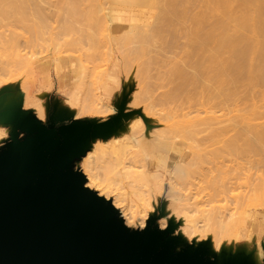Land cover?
<instances>
[{"label": "bare ground", "instance_id": "obj_1", "mask_svg": "<svg viewBox=\"0 0 264 264\" xmlns=\"http://www.w3.org/2000/svg\"><path fill=\"white\" fill-rule=\"evenodd\" d=\"M18 18L32 23L39 32L53 29L59 36L72 37L67 45H88L82 55L86 60H99L95 55L109 45L111 54L106 55L117 53L118 57L112 67L99 73L103 90L99 99L109 98L116 91L113 85L117 84L119 63L135 66L140 83L152 93L166 89L153 96L168 109L161 117L166 123L146 126L138 120L129 138L117 137L107 147L85 142L68 151L70 162L73 153L76 159H84L87 187L100 190L98 195L104 193L108 199L109 190L126 184L131 195L145 200L149 208L155 209L162 201V225L188 237L202 234L205 228L224 229L218 214L196 212L186 192L191 177L209 158L241 154L242 146L250 150L263 147L264 121L257 123L258 127L251 120L264 119V0H0V19H12L14 24ZM9 31L14 32L12 28ZM73 60L68 56L67 61ZM83 66L77 67L82 86L77 84L73 94L78 92L74 97L79 103L85 96L83 92L81 101L83 85L88 88L85 79H90L85 71L88 68ZM75 99L72 96L65 103L75 107ZM175 109L181 112L177 121ZM244 109L251 112H247L250 117L241 114ZM56 110L59 119L69 116L68 109ZM4 115L0 111V123ZM26 122L27 133L35 131L33 119ZM201 135L207 137L199 138ZM22 157L23 171L34 172V164ZM215 171L214 180L230 191L243 170L238 166L224 170L216 165ZM256 181L264 183V171ZM197 214H201L200 222ZM126 220L136 225L133 217ZM164 240L171 246L194 250L183 238L172 241L165 235ZM263 259L261 251L253 256L258 264H263ZM213 264L225 262L216 260Z\"/></svg>", "mask_w": 264, "mask_h": 264}, {"label": "rangeland", "instance_id": "obj_2", "mask_svg": "<svg viewBox=\"0 0 264 264\" xmlns=\"http://www.w3.org/2000/svg\"><path fill=\"white\" fill-rule=\"evenodd\" d=\"M10 21L12 22V19L0 21V111L5 114L0 123V152L9 144H18L14 148L21 151L22 156L24 155L29 163L34 164V171H36L43 169L41 164L45 154L50 152L51 146L56 147L57 143L56 139L44 130L57 137L56 131L63 126L74 125L80 129L91 126L101 135L85 140L83 143L107 147V144L117 137L125 139L131 137L134 134L131 129L138 120L146 126H153L156 122L166 123L165 120H161V117L168 113V109L157 103L153 97L163 94L166 89H158L156 93L147 90L145 84L140 83L141 75L136 73L135 66L129 68L124 63H119L116 74L117 84L113 85L116 91L109 98L99 99L103 94L99 73L104 72L108 66L112 67L117 59L116 56L118 57L117 53L110 57L106 55V52L111 54L108 51L109 45L99 49L100 55H95L99 60L95 56V59L91 57L86 60L87 58H82V55L87 51L88 45L82 42L67 45L72 37L59 36L57 30L49 29L39 32L38 28H34L30 22H21L19 18L14 24ZM11 28L14 31L12 33L9 31ZM68 56L74 60L67 61ZM79 64L90 70L85 68L87 74L90 73V79L89 81L85 79V84H89L87 90L85 89L87 85L82 87L84 91L81 90V101L83 92L85 96L81 103H79L80 99L74 97L79 96L78 92L77 95L76 93L73 95L77 91V84L82 82H78L82 79L77 74ZM163 70L162 72L165 71ZM87 74L86 78H88ZM152 83L157 84L154 81ZM72 96L78 103L74 101L75 107L71 108L65 102ZM57 107L68 109L69 116L64 119L57 118L55 115ZM244 112L248 117L250 111L244 109L241 114ZM22 114H28V117ZM180 114L178 109L174 110L175 121L179 120L177 116ZM29 118L34 121L32 128L35 131L32 133L26 131V121ZM259 119L262 120L259 121ZM259 119L251 120L252 124L259 127L257 123L264 121L263 118ZM251 121L244 122L250 124ZM33 133L36 135L25 143ZM249 136L252 137V135ZM201 137L207 136H199ZM22 143L25 144L19 145ZM76 147L80 148V144L78 143ZM211 149L213 148H209ZM241 151V154L222 153L218 160L214 157L209 158L191 177L186 193L192 197L191 203L196 212H214L225 224L224 229L218 226L205 228L202 234H197L193 238L176 229L169 230V225L166 227L162 225L165 221V215L163 216L160 210L164 205L162 201L155 205V209L149 208L145 200L131 195V189L126 184L116 185L109 190L108 199L104 198L106 196L104 193H101L103 196L98 195L100 190L90 189L86 183L85 187L111 203L112 206L116 203V207L113 206L114 209L131 231L142 232L149 224H152V229L167 232L168 240L183 238L194 248L192 252L202 251L206 260L224 261L228 264V261L242 257L244 251H247V257L244 258H248V264H258L253 260V256H256L259 251L264 253V183L259 185L260 182L256 180L264 171V144L262 148L256 147L252 150L242 146ZM71 156L73 171L85 177L84 159L82 157L76 159L74 153ZM216 165H221L224 170L233 166L241 167L243 170L237 184L230 191H225L214 180L217 175ZM194 168L193 165L192 169ZM207 169L212 171L207 172ZM202 172L205 174H201ZM100 174L103 175L102 172ZM129 216L136 220L135 226L126 220ZM196 216L199 217L198 222H200L201 214ZM186 248L182 245L174 246L172 254L189 252ZM236 263L240 262L236 260Z\"/></svg>", "mask_w": 264, "mask_h": 264}, {"label": "water", "instance_id": "obj_3", "mask_svg": "<svg viewBox=\"0 0 264 264\" xmlns=\"http://www.w3.org/2000/svg\"><path fill=\"white\" fill-rule=\"evenodd\" d=\"M44 131L57 143L45 154L43 169L23 171L18 144L0 152V264H213L202 251L173 255L167 232L152 224L131 231L111 203L85 187L67 154L100 132L74 125L60 127L57 137Z\"/></svg>", "mask_w": 264, "mask_h": 264}]
</instances>
